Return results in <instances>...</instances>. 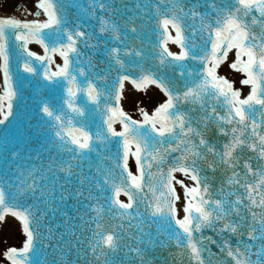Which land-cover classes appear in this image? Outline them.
<instances>
[{
    "label": "snow or ice",
    "instance_id": "snow-or-ice-1",
    "mask_svg": "<svg viewBox=\"0 0 264 264\" xmlns=\"http://www.w3.org/2000/svg\"><path fill=\"white\" fill-rule=\"evenodd\" d=\"M36 7V15L42 10L46 20L0 18V58L6 84L5 94L0 96L3 116L0 124L13 114L12 98L16 95L9 75L11 32L26 57H36L42 62L45 80L55 83L64 80L69 85L64 100L69 113L55 111L47 103L42 107L44 114L54 121L51 126L58 148L68 153L69 158L53 157L46 166L34 165L19 172L16 182L11 177L0 179V220L5 214L18 218L26 235L22 248H10L6 252L11 264H150L154 249L173 246L178 250L172 254L173 260L179 257V264L185 259L188 264H264V0H153L150 16L148 5L140 2L129 7L126 3L117 6L116 0H88L87 7L81 6L98 21L100 34H108V39L121 45L127 39L122 28L137 33L139 26L134 19L118 23L117 14L121 8L133 13L142 10L156 29L162 30L150 55L161 68L174 65L180 69L178 76L186 80L193 78L191 86L185 83L184 91L170 86L171 78L165 81L151 69H145L143 61L149 53L143 48H108L106 43L105 54L113 67L118 66L119 72L127 70L122 57L139 58L133 65L139 69V76L118 75L107 91L90 79L81 86L77 76L86 77V71L80 65L87 63L93 68L95 65L91 56L86 61L80 60L84 54L77 46L78 41L83 38L85 47L93 49L99 45L88 43L91 36L80 30V24L68 26L60 0H38ZM170 28L174 29V36ZM197 35L202 39L201 44L193 42ZM31 41L43 46L44 56L28 50ZM169 41L179 45L181 51H169ZM232 49L236 59L231 68L244 73L241 83L251 86L243 98L232 82L217 73ZM57 53L63 58V65H57V70L52 72L44 64L50 65ZM188 60L199 61L200 67L189 68L185 63ZM73 63L77 67L73 68ZM23 68L28 73L38 72L27 58ZM96 79L106 80L107 73L97 72ZM126 80H131L138 89L155 84L168 99L153 114L141 110L143 119L134 120L119 107ZM77 93H84L85 100L92 102L97 111L102 95L114 99L115 106L111 103L103 106V130L93 134L85 124L74 122L73 116H85V107L75 102ZM5 99L7 110L2 103ZM210 102L214 103L210 106ZM179 104L193 107L184 112L177 107ZM218 107L224 110L223 114ZM197 111L201 115H189ZM117 120L122 125L120 131L113 127ZM210 121L227 138L219 148L205 136ZM113 137L117 138L115 153L111 151ZM246 150L254 155L244 156ZM176 151L181 155L173 157L174 162L165 169L166 156ZM92 153L99 157L95 166L98 178L92 177L91 187H87L86 207L93 215L84 220L77 209L81 221L77 225V217L67 211L68 201L84 197L89 177L83 169L86 163L92 167ZM130 154L135 157L138 175L128 170ZM209 156L214 159L210 160ZM218 168L227 172V177L213 191L215 177L207 172L215 173ZM176 172L190 178L193 185L177 180ZM60 174H63V183ZM74 176L79 187H70ZM174 181L184 189L182 218L176 207L180 197ZM145 187L152 193L151 199L142 195ZM109 191L112 194L105 195ZM121 192L128 197L127 203L119 199ZM58 215L63 220L53 226L50 221ZM106 215L121 221H135L129 227L136 229L133 239L138 242L127 246L128 252L120 262L114 256L122 250L121 236L105 227ZM42 228L46 229V236ZM60 228L64 231L57 230ZM205 229H211L219 239L205 235ZM44 238L49 240L47 247L53 250L51 260L40 258L38 248H46Z\"/></svg>",
    "mask_w": 264,
    "mask_h": 264
},
{
    "label": "water",
    "instance_id": "water-1",
    "mask_svg": "<svg viewBox=\"0 0 264 264\" xmlns=\"http://www.w3.org/2000/svg\"><path fill=\"white\" fill-rule=\"evenodd\" d=\"M137 2L148 5L149 16H150L153 0H116L117 6H121L123 3H126L129 5V7H132ZM60 3L64 9L62 14L69 21L68 26L71 28L76 24H80L81 25L80 30L85 31L91 36V39L88 40V43L99 45L98 48L93 49L90 47H85L83 38L80 41H78L77 46L79 50L84 54L80 57V60L86 61L87 57L91 56L92 64L95 65L94 68L89 67L87 63H83L80 65L82 67H85V71H86V77L79 75L77 76V81L81 84V86L84 85L86 79H90L93 81V83L97 85L98 88L107 91L110 90L112 86L115 84L118 75H126L131 73L134 77L139 76L140 74L139 69L133 66L139 60V58L122 57L123 59H125L127 70L125 72H119L118 66L113 67L112 62L107 58L105 54L107 51V49L105 48V43L107 44L108 48L125 47V46H135L136 48H143L146 53H149V55L145 56V59L143 61V65L146 70L151 69L158 76L163 77L165 81L171 78L172 84L170 86L177 88L179 91L185 90L184 85L186 82L188 83L189 86H191L190 82L193 79L192 77H188L186 80L184 77L178 76L177 74L179 73L180 69L176 68L174 65L169 66L167 68H161L157 60L153 59V57L150 55L151 51L153 50L152 45L158 42L160 38V31L162 30L156 29L152 20L145 17L142 10H137L135 13H133L131 11H126L125 9L121 8L120 13L117 14L116 20L118 23L122 24L125 19H134L135 24L139 26L137 33H131L130 31H128V29L122 28V32L127 33V39H125L124 44L121 45L119 41H112L108 39V34H100L98 21L90 17L87 13H85L82 10L81 6L83 5L84 7H87L88 0H60ZM36 13L35 16H39L36 15ZM186 23H191V21H187ZM185 34L188 35V32L186 31ZM9 37H10L9 38V75L11 77L12 86L16 92V95L12 98L13 114L8 118L7 121H5L3 124H0V179L7 180L9 177H11L12 181L16 182L17 174L19 172L29 170L34 165L38 168L41 167L42 165L46 166L49 163L50 158L56 157L58 159L68 160L69 154L62 152L58 148L57 142L54 138L53 135L54 129L51 126L54 123V121H52L49 117H47L44 114V112L42 111V107L45 103H47L55 111H63L69 113L70 110H68L67 106L64 104V100L67 96L66 89L67 87H69V85L67 81L64 80H60L59 83L45 80L42 75L43 72V68L41 66L42 62L37 60L36 57H26V54L23 53L19 48V42L15 41L14 34L10 32ZM193 42L201 44L202 39L199 35H197L193 38ZM168 44H174L181 51L179 45L171 41H169ZM33 45L38 46L42 51V55L36 54L37 56L45 55V50L43 46L35 41H31L27 45L29 51L33 52L31 50V46ZM232 51H235V49L229 51L228 55ZM26 58L29 59L32 65L38 69L37 74H32L24 71L23 63ZM70 58L74 59V57H72L71 55ZM60 60L63 63V58L60 57L59 54L57 53L53 56V62L50 65L45 63L44 66L48 67L50 71L55 72L53 70V67L57 70L56 68L57 61ZM129 60H131V64H129ZM224 61L221 64H223ZM185 63L189 68H192L194 70L200 67L199 61L188 60L185 61ZM72 67L75 68L77 67V65L73 63ZM2 72L4 76L3 68H2ZM97 72H100L101 75H103L106 72L107 79L103 81L96 79ZM241 74L245 76L244 73ZM57 79L59 80L60 78ZM125 82H128L132 84L135 88H137L131 82V80L124 81V84ZM106 85H107V89L105 88ZM150 85H155V84H150ZM155 86L159 88L157 85ZM160 91L163 93L166 99H168L167 95L161 89ZM4 92L5 89L3 93ZM75 102L85 107V116L84 117L73 116L74 122H80L85 124L87 126V130H89L93 134L98 129L103 130V128L101 127L102 125L101 114L105 103H111L113 104V106H115L114 99L111 98L106 99L104 95H102L100 98L99 111L96 110V106L92 102H87L85 100L84 93H77ZM2 103L5 106V110H7L6 105L8 101L5 99L4 101H2ZM212 103L214 102H210V106ZM119 107L121 108V98L119 100ZM177 107L181 111L187 112L188 109L193 106L189 104H179L177 105ZM195 107L198 108L199 106L197 105ZM217 110L221 111V114H223L224 112V110L219 107ZM189 115L199 116L201 115V113L197 111V112H191L189 113ZM0 117L1 119L3 118L2 114H0ZM117 123H120L119 120H117L113 124V127L117 125ZM194 126L197 125L194 124ZM205 136L210 142L217 144L218 148L222 143L226 142L227 139L225 136L217 132L216 124L211 121L209 122L208 129L205 130ZM116 139L117 138L115 137L112 138L113 146L111 148V151L113 153H115L116 151L115 148ZM164 147H167V143L164 145ZM134 150L135 149L133 146V151ZM14 152L18 153V155H13L12 153ZM180 155L181 153L179 151L172 152L169 155H167L163 167L166 169L169 165H171L174 162L172 158L178 157ZM243 155L253 156L254 154L250 150H246ZM91 156H92V167L89 168L86 163L83 169L86 175L89 177V181L86 184L84 197L78 198V200L73 199L68 201L67 211L69 212L70 216L77 217L76 219L77 225L81 224V221L79 220L78 217L77 209H79V214L84 217V220H88V218L93 215V213L86 207V205L89 203V201L86 199L88 195L87 187H91L92 177L98 178L95 166L99 162V157L96 156V153H92ZM209 159L211 160L214 158L209 156ZM130 162H131V154L129 155V159H128V170L131 172ZM133 162L136 167V174H133L132 172L131 173L133 175H138L139 174L138 167L134 156H133ZM104 163L108 164L109 162L105 161ZM152 171H155V166L153 167ZM180 174L184 175L183 173L176 172L174 173V176L176 177L177 175ZM207 174L209 176L215 177V180L212 182L213 191L215 190L216 187L219 186L220 180L222 178L226 179L227 177V172H222L219 168L215 173L209 170ZM60 175H61V183H63L64 182L63 174ZM71 179H72V185L70 187L80 186L77 177L74 176ZM145 181H147V177L145 178ZM94 191L97 190L94 189ZM111 194H112L111 191L105 193V195L108 196H110ZM142 195L146 196L148 199H151L152 197V193L148 191L147 187H145L144 193ZM119 199L125 203L128 202V197L123 192H121ZM177 202H176V207H177ZM101 203H104V201L101 200ZM140 210L141 212L144 211L143 205H141ZM254 210L259 211V209H254ZM9 215L11 214H5L4 219ZM3 220H0V222ZM62 220L63 217H60L58 215V217L54 220H51L50 223L54 226L56 224H59ZM130 223L134 224L135 221H131V222L121 221L118 218L112 219L111 216L108 215H106L104 219L105 227L109 230H113L119 233L121 236L120 243L122 245V250L116 253L114 256V259L117 260L118 262H120L122 258L125 256V254H127L128 252L127 246H135L136 243L138 242L136 239H133L136 233V229L134 227H129ZM118 224H123L124 227L123 228L116 227ZM57 230L64 231V228H60ZM41 231L44 232L46 236V229L42 228ZM90 231L91 229H89V232ZM204 234L207 236H212L214 239L217 240L219 239V237L211 229H205ZM231 239L232 242L235 243L236 237L233 236ZM43 243L46 246V248H38V251L40 253V258L41 260L45 258L51 260L53 256V250L51 247H47V245L49 244V240L47 238H44ZM22 247L23 245L17 248L19 249ZM212 248L214 251H218L216 245H212ZM177 251L178 250L174 246L154 249L149 258L150 264H179L180 258L177 257L176 260H173V255H172ZM5 260L8 264H11V261H9L6 257ZM183 264H188V261L185 259L183 261Z\"/></svg>",
    "mask_w": 264,
    "mask_h": 264
},
{
    "label": "rangeland",
    "instance_id": "rangeland-1",
    "mask_svg": "<svg viewBox=\"0 0 264 264\" xmlns=\"http://www.w3.org/2000/svg\"><path fill=\"white\" fill-rule=\"evenodd\" d=\"M35 9L34 0H0V17L7 16H15L20 19H31V14ZM31 13V14H29ZM227 69V68H225ZM224 75L230 76L232 82L235 83V78H233L232 69L229 68L225 70ZM2 75L0 72V89H2ZM234 80V81H233ZM163 101L161 99V95L158 94L149 95L148 92L142 91L137 94L129 95L128 99L125 101L126 111L133 118L138 119L141 117V110L146 112H151L157 104H162ZM177 185V190L180 185ZM17 231L16 228L12 224H2L0 225V264H8L5 261L6 252L10 247H8V241H12L14 239V231ZM18 232V231H17ZM14 235V236H12ZM15 243L12 245L20 246V237L17 236L15 238Z\"/></svg>",
    "mask_w": 264,
    "mask_h": 264
},
{
    "label": "bare ground",
    "instance_id": "bare-ground-1",
    "mask_svg": "<svg viewBox=\"0 0 264 264\" xmlns=\"http://www.w3.org/2000/svg\"><path fill=\"white\" fill-rule=\"evenodd\" d=\"M41 19V18H40ZM172 50L174 51V52H177V49L176 48H174V47H172ZM235 59H236V56H235V52H233V53H231V55L229 56V58H228V63L227 64H225V65H228V66H230L234 61H235ZM225 65L224 66H222L220 69H219V71L217 72L218 73V75H220V76H223V77H225V78H227L230 82L232 81L231 79H230V76H227V75H224L223 73H225V70H227V69H225ZM234 77L233 78H235V82L238 84L237 85V87H235V88H237V89H240L241 90V92L243 93V96H246L248 93H249V91H250V87L248 86V85H244V84H242L241 83V81L244 79V77L242 76V77H240L239 75H233ZM4 86H2V89H0V94H2L3 93V91H4ZM128 90V89H127ZM147 91H148V94L149 95H154V94H158L159 96L161 95V99H162V101L164 102L165 101V98H164V96L162 95V93H160V91L157 89V88H155V87H151V88H149V89H147ZM131 94H134V93H132L131 91H126L125 92V100H127L128 99V97H129V95H131ZM135 95V94H134ZM159 105L160 104H157L156 106H155V108L151 111V112H149V114L151 115V114H153L154 112H155V110H156V108H158L159 107ZM121 126L120 125H118L117 127H116V129L117 130H121ZM130 168H131V171H132V173L133 174H136V167H135V164H134V162H133V155H131V162H130ZM177 180H183L184 181V183L186 184V185H188V186H192L193 185V183L190 181V179L188 178V177H186V176H178L177 177ZM176 184H178V183H176ZM181 186H179L178 188H180ZM178 195H179V197H180V199H179V202H178V206H177V209H178V215H179V217H183V215H184V213H183V207H184V204H185V195H184V189L181 187L180 189H178ZM2 224H12L13 226H14V228H16L17 229V231L15 230L14 231V235H12V236H14V239L10 242V241H8V247H10V248H17V246H15V247H13L12 245L15 243V238L17 237V236H19L20 237V246L21 245H23L24 244V242H25V239H26V235H25V233L23 232V226H22V222L18 219V218H16V217H14V216H12V215H9V216H7L2 222H0V225H2ZM19 247V246H18Z\"/></svg>",
    "mask_w": 264,
    "mask_h": 264
}]
</instances>
